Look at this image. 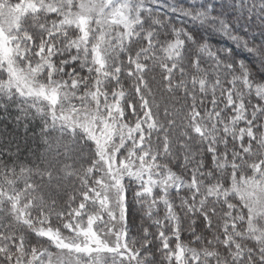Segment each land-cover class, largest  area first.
I'll return each mask as SVG.
<instances>
[{
    "label": "snow or ice",
    "instance_id": "6c2138e0",
    "mask_svg": "<svg viewBox=\"0 0 264 264\" xmlns=\"http://www.w3.org/2000/svg\"><path fill=\"white\" fill-rule=\"evenodd\" d=\"M0 264H264V0H0Z\"/></svg>",
    "mask_w": 264,
    "mask_h": 264
},
{
    "label": "trees",
    "instance_id": "16d2710c",
    "mask_svg": "<svg viewBox=\"0 0 264 264\" xmlns=\"http://www.w3.org/2000/svg\"><path fill=\"white\" fill-rule=\"evenodd\" d=\"M138 211H139V210H138L137 207H133V208L131 209V212L133 213L134 218H136L137 220H138V216H137L136 214L138 213ZM184 239L187 240V236H185Z\"/></svg>",
    "mask_w": 264,
    "mask_h": 264
}]
</instances>
